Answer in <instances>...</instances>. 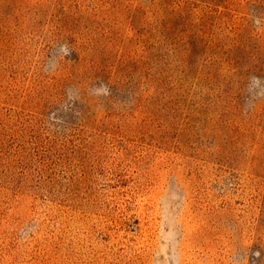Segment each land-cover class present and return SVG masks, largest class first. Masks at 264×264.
I'll use <instances>...</instances> for the list:
<instances>
[{
    "label": "rangeland",
    "instance_id": "obj_1",
    "mask_svg": "<svg viewBox=\"0 0 264 264\" xmlns=\"http://www.w3.org/2000/svg\"><path fill=\"white\" fill-rule=\"evenodd\" d=\"M0 264H264V0H0Z\"/></svg>",
    "mask_w": 264,
    "mask_h": 264
}]
</instances>
